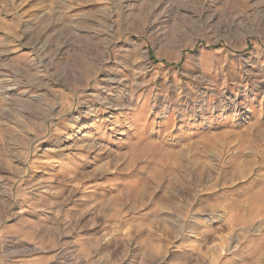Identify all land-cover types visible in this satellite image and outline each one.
<instances>
[{
  "label": "rangeland",
  "instance_id": "374dc122",
  "mask_svg": "<svg viewBox=\"0 0 264 264\" xmlns=\"http://www.w3.org/2000/svg\"><path fill=\"white\" fill-rule=\"evenodd\" d=\"M0 264H264V0H0Z\"/></svg>",
  "mask_w": 264,
  "mask_h": 264
}]
</instances>
